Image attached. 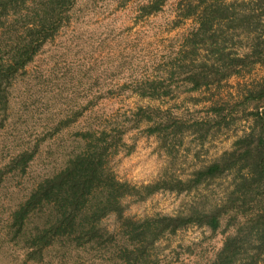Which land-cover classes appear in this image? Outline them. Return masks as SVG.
Listing matches in <instances>:
<instances>
[{
  "label": "rangeland",
  "instance_id": "obj_1",
  "mask_svg": "<svg viewBox=\"0 0 264 264\" xmlns=\"http://www.w3.org/2000/svg\"><path fill=\"white\" fill-rule=\"evenodd\" d=\"M140 1L79 0L70 22L12 80L9 111L0 109V264L101 263V253L79 252L63 242L28 255L25 236L43 225L48 207L17 236L12 225L14 210L39 181L62 168L89 129L123 131L108 167L118 180L139 187L193 179L251 131L255 105L264 111L257 100L262 98H249L264 84V63L241 65L238 74L199 88L189 78L210 75L212 68L254 50L264 54V0H167L149 15L142 14ZM220 3L222 18L214 15L211 29L196 35L204 6ZM195 5L196 12L185 17ZM3 32L8 34L1 27ZM148 85L142 95L138 88ZM66 117L76 118L55 132V123ZM33 147L38 150L32 160L14 166L17 155ZM235 178L226 174L191 191L128 198L124 217L208 211L223 203ZM101 226L120 232L115 215ZM223 239L220 232L213 236L206 227L190 225L162 236L151 253L158 264L204 263Z\"/></svg>",
  "mask_w": 264,
  "mask_h": 264
},
{
  "label": "trees",
  "instance_id": "obj_2",
  "mask_svg": "<svg viewBox=\"0 0 264 264\" xmlns=\"http://www.w3.org/2000/svg\"><path fill=\"white\" fill-rule=\"evenodd\" d=\"M143 1H140L142 14L149 15L158 12L167 0ZM78 2L0 0V28L8 32L0 34V109L5 114L10 108L12 80L24 72L49 40L70 22ZM198 6H191L184 16H192ZM224 12L221 3L205 5L204 18L196 35L200 31L207 33L212 17L222 18ZM263 56L261 50H254L230 59L219 69L212 68L215 70L210 75L189 74V78L193 86L199 88L218 78L238 74L241 65L263 64ZM148 87L138 89L142 95H147ZM263 94L264 84L260 91H251L249 98L255 95L262 98L257 99L258 104H264ZM252 115L251 131L239 139L232 151L198 170L193 179L161 181L139 187L118 180L108 167V156L120 144L123 131L112 135L106 128L89 129L80 135V144L72 147L62 168L39 181L29 197L14 210V236L24 231L33 215L48 207L51 211L46 213L43 225L25 236L31 248L28 255L41 254L53 244L63 242L79 252L87 249L101 253L99 264H158L151 253L155 243L164 235L194 225L208 228L213 236L220 232L224 238L211 260L205 257L204 263L195 264H264V111L259 112L255 105ZM75 118L59 120L54 131L69 127ZM37 150L33 147L17 155L14 166H26ZM226 174L236 176L232 189L223 203L208 211L194 209L186 214L156 215L140 220L124 217L127 209L124 200L128 198L141 201L160 190L191 191ZM110 215H115L119 223L118 234L101 226L102 220Z\"/></svg>",
  "mask_w": 264,
  "mask_h": 264
}]
</instances>
